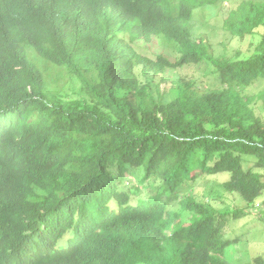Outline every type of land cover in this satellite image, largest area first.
<instances>
[{
    "label": "trees",
    "instance_id": "1",
    "mask_svg": "<svg viewBox=\"0 0 264 264\" xmlns=\"http://www.w3.org/2000/svg\"><path fill=\"white\" fill-rule=\"evenodd\" d=\"M218 2L0 0V264H230L224 231L247 207L222 212L189 187L228 173L224 192L264 195V1L225 19L234 38L261 37L233 58L193 36L195 11ZM154 37L161 54L137 51ZM204 63L219 85L162 92L169 69ZM48 65L79 90L55 88ZM132 172L148 199L121 190Z\"/></svg>",
    "mask_w": 264,
    "mask_h": 264
},
{
    "label": "rangeland",
    "instance_id": "2",
    "mask_svg": "<svg viewBox=\"0 0 264 264\" xmlns=\"http://www.w3.org/2000/svg\"><path fill=\"white\" fill-rule=\"evenodd\" d=\"M242 1L243 0H219L218 4L200 7L194 13V39L199 40L203 38L210 42L213 46V53L215 56H226L227 58L236 57L238 54L244 56L255 51L260 43L261 37L259 35L254 37L249 36L245 39H237L223 27L224 21L228 17L231 9H236ZM252 1L263 2L264 0ZM174 2L167 8L168 11L174 8ZM262 33L263 30H261V34ZM134 46L138 52L152 58L161 54L165 48L161 39L156 37H154L151 42H145L143 40L137 41ZM172 55L176 57L175 53ZM31 57L35 58L33 52L31 53ZM36 61L43 63L38 57H36ZM43 70L46 74V78L50 79L51 83H54L55 88H60L64 93L70 95H72L74 89L79 90V86L76 84L75 80L70 79L68 76H64L60 83L57 81V77L66 75L61 71V67L58 68L54 65H48L46 68L43 67ZM153 79L155 80V78L150 75L148 82L154 84V92L157 93V86H155V83L160 82L162 92L167 90L171 98L177 96L175 87H177L179 83H198L199 95L207 92L220 83L219 75L215 72V69L207 63L186 66L177 70L169 69L165 76L158 78L157 82L153 83ZM258 82L256 83V87L252 90L254 93H256L258 89H264V81L261 83ZM254 107L258 112L257 115H262L264 117L263 102L260 101L258 104H255ZM140 173L141 172H132L120 187L121 190L132 191L134 202H136L137 197L148 199L149 196L152 195L151 188L143 189L140 193L141 190L139 188L143 187ZM229 178L230 174L228 173L217 176H207L200 184H191L189 190L192 189L199 195L202 194V197L199 198L200 201L209 200L222 212L229 210L232 212L247 207L244 216L230 218L224 232L228 237L227 239L234 242V244H231V246L227 248L226 260L230 264H249L255 257H264V195L255 202L248 203L240 194L226 193L221 189L220 185ZM188 219L189 217H185L186 222Z\"/></svg>",
    "mask_w": 264,
    "mask_h": 264
}]
</instances>
